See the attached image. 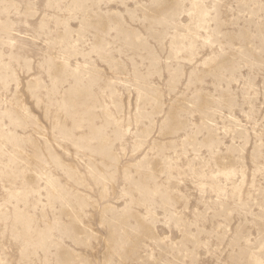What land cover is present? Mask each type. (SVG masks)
Listing matches in <instances>:
<instances>
[{
  "label": "rangeland",
  "instance_id": "374dc122",
  "mask_svg": "<svg viewBox=\"0 0 264 264\" xmlns=\"http://www.w3.org/2000/svg\"><path fill=\"white\" fill-rule=\"evenodd\" d=\"M0 264H264V0H0Z\"/></svg>",
  "mask_w": 264,
  "mask_h": 264
}]
</instances>
